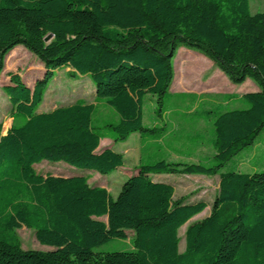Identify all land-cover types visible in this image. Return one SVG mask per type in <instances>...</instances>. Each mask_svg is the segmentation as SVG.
I'll return each instance as SVG.
<instances>
[{"label": "trees", "instance_id": "16d2710c", "mask_svg": "<svg viewBox=\"0 0 264 264\" xmlns=\"http://www.w3.org/2000/svg\"><path fill=\"white\" fill-rule=\"evenodd\" d=\"M17 45L37 57L41 77L29 85L9 72L2 86L13 123L4 131L0 122V264H264V170L240 167L264 139V11L252 13L249 0H0V73ZM181 47L201 52L233 83L252 79L259 88L242 94L247 107L217 103L193 114L212 123L208 140L192 138L209 141L212 156L188 162L150 153L115 197L88 174L36 170L49 160L109 174L124 155L100 148L102 139L124 142L138 132L142 143L159 140L166 127L143 123V97H155L149 115L168 111ZM57 68L88 75L93 100L36 112ZM100 104L115 117L96 122ZM171 174L218 175L211 203L174 198V182L157 176ZM208 205L207 216L189 223ZM22 226L53 249H22ZM126 230L130 250H95Z\"/></svg>", "mask_w": 264, "mask_h": 264}, {"label": "rangeland", "instance_id": "374dc122", "mask_svg": "<svg viewBox=\"0 0 264 264\" xmlns=\"http://www.w3.org/2000/svg\"><path fill=\"white\" fill-rule=\"evenodd\" d=\"M250 10L252 13L256 11H264V0H249ZM186 52H194L202 54L196 49L181 47L173 58L174 86L170 89L173 93L175 102L170 107V117L174 125V130L166 137L164 146L165 150H143L139 133H132L124 142L114 143L110 139H103L102 145L110 143L116 151L123 153L124 164L109 174H101L95 170L77 168L67 164L64 161L42 160L35 163L34 166L38 172L45 173L47 171L56 175H82L90 176L89 183H100L115 197L119 192L121 183L130 174L136 171V167L141 157H146L150 153L160 155L159 157L168 158L169 160L195 161L197 158L211 156L213 150L211 147H202L194 149L190 145L187 137L195 134L208 138L211 135L212 123L204 119L200 121L192 115L204 108H209L217 103L226 104V96L237 93L235 83L211 61L204 62L202 59L189 58ZM41 63L37 57L26 49L23 45L15 46L4 61V69L0 73V122L3 130L6 131L13 119L10 116V106L8 97L3 89V84L8 80V73H19L25 83H33L34 77H41ZM254 82L252 79H250ZM255 83V82H254ZM256 84V83H255ZM257 85V84H256ZM258 86V85H257ZM94 87L90 77L86 74H75L74 71L67 68H57L54 70L50 79L42 102L36 108V112L49 111L57 106L70 104L77 99H83L87 102L93 100ZM229 104V103H227ZM153 107H156L155 97L148 94L143 97V123H149V113ZM229 108L247 107L243 101H232ZM114 111L107 105L100 104L94 118L95 121L101 123L103 120L114 118ZM24 121V116L15 115V122L20 124ZM260 150H254L247 159L240 164L241 169L251 171L255 167L251 162L257 163L256 170H264V140L259 147ZM152 149H155L152 148ZM246 152V151H245ZM238 153L228 163L235 162L242 157ZM171 180L174 182L175 192L174 198L184 197L186 200L203 199L208 204L211 203L218 189V175L204 174H171ZM210 212V206L206 207L201 213L195 215L189 220V223L199 220L207 216ZM187 224L181 226L178 230L179 250L185 248L184 232ZM127 237L125 239H112L109 242L95 248L97 251H122L132 248L130 239L132 231L126 230ZM20 240L22 249H32L37 251H47L53 247L41 244L35 238L32 229L22 226L16 230Z\"/></svg>", "mask_w": 264, "mask_h": 264}, {"label": "crops", "instance_id": "0c3cea01", "mask_svg": "<svg viewBox=\"0 0 264 264\" xmlns=\"http://www.w3.org/2000/svg\"><path fill=\"white\" fill-rule=\"evenodd\" d=\"M187 54L190 55L188 57V60L191 57V58H194V59H197V58L198 59H202L204 62L210 63V61L208 59H206L204 56H202V54H198V53H194V52H190V53L189 52H186V55ZM67 69L73 71L70 68H67ZM75 74H77V73L75 72ZM29 85H32V83H30ZM173 86H174V82L172 81V84L170 86V89H172ZM234 86L237 88V93H239V94H231V95L226 96L227 103H230L232 101H241V96H242L243 93L259 90L258 86L254 82H252L250 79H246L243 83H240V84H234ZM174 102H175V100L172 103H174ZM170 107H169L168 111L165 114L162 115V117L155 118V116H154V114L152 112V114L150 115V118L151 119H149V123L148 124H145L144 123L148 127L165 126L166 127L165 128L166 132L163 134V136L159 140H152L151 138H149V139H147L146 141H144L142 143L141 142V139H140L141 149L147 150V148L149 146L151 147L153 144H158L160 146V148L158 150H165L164 149V146L165 147H168L165 144V139L174 130V125H173L172 120H171V117H170ZM194 113H196V111ZM195 119H197V118H195ZM197 120L204 121L203 119H197ZM211 130H212V128H211ZM194 136H202V135H199L197 133ZM194 136L187 137V139L190 140L191 147H193L194 149H199V148H202V147H205L206 146V147H211V149L214 150V148L212 147V145L209 144V141H207L206 144H196L195 145L193 143V141H192L193 140L192 138ZM104 139H107V138H104ZM208 139H209V137L206 140H208ZM263 140L259 141V143H257L254 146V150H260L259 147H261V145L263 143ZM102 141H103V139L101 140L100 148L101 147H105V146H112L110 143H106V144L102 145ZM213 153H214V151H213ZM206 157H208V156H206ZM206 157L197 158L195 161H198L200 159L203 160ZM195 161H188V162H195ZM157 176L158 177H165V178H170L171 179V176H168V175H157ZM208 176H211V175H208Z\"/></svg>", "mask_w": 264, "mask_h": 264}, {"label": "water", "instance_id": "95a60500", "mask_svg": "<svg viewBox=\"0 0 264 264\" xmlns=\"http://www.w3.org/2000/svg\"><path fill=\"white\" fill-rule=\"evenodd\" d=\"M52 34L51 33H49V34H47L45 37H44V40L45 41H49L51 38H52Z\"/></svg>", "mask_w": 264, "mask_h": 264}]
</instances>
